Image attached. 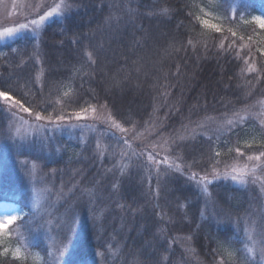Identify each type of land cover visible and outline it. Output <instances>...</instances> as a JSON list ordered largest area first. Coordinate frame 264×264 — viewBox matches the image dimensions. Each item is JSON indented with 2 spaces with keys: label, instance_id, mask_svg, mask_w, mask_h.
<instances>
[{
  "label": "trees",
  "instance_id": "1",
  "mask_svg": "<svg viewBox=\"0 0 264 264\" xmlns=\"http://www.w3.org/2000/svg\"><path fill=\"white\" fill-rule=\"evenodd\" d=\"M63 1V5H72L71 12L63 9L38 34H25L12 44L0 46V75L20 85L13 95L27 100L40 95L36 103L48 108L45 115L71 117L62 123L76 119L80 106L70 102L76 96L83 97L80 105L88 108L82 113L86 119L80 121H87V115L102 109L114 118L119 109L133 123L125 124L116 117L117 122L131 131L118 135L120 129L103 128L106 147L129 145L133 152H140L148 144L149 150L158 153L157 159L167 156L168 160L155 166L147 153L139 160L132 154L135 172L128 169L129 177L143 182H127L129 177L115 184L95 182L97 178L89 170L94 166L91 142L82 147L64 136L56 140L55 145L63 152L58 157L39 159L41 172H55L56 178L68 183L81 171L77 177L85 172L82 182H87L86 197L76 191L56 211V246L83 259L101 253L104 264H158V259L162 262L168 255V264L187 262L180 258L193 264H249L244 250L245 222L251 218L254 223V217L258 218L249 205L253 209L260 190L251 182L264 184V161L249 170L247 178L251 180L245 188L228 182L207 183L215 181V170L210 166L207 171L188 169L182 175L175 173L174 167H185L178 156L187 159L195 155L203 167L208 157L201 153L219 151L218 159L226 165L264 151V55L260 54L264 30L246 19L264 17V0H247L244 12L249 11V15L235 14L238 24L224 19L225 11L234 15L230 9L236 0H219L220 10L205 9L207 17L223 29L220 33L187 19L185 0ZM195 14L202 15L198 11ZM229 28L237 33L236 38ZM241 36L243 40L238 39ZM74 39H80L83 47L72 43ZM232 41L240 46L235 51ZM249 48L252 55L245 57L247 62L235 59ZM29 54L34 60H28ZM49 63L64 73L58 92L46 84ZM25 73L32 78L27 87ZM118 91L127 92L119 97ZM106 102L108 107L101 108ZM7 120L5 113L0 114V130L7 126ZM173 141L181 145L175 153ZM236 147L245 152L244 157L233 159L235 153L229 149ZM109 157H105L107 161ZM192 172L198 175L188 182L185 178ZM22 174V170L8 169L0 176V202L16 203L27 213L19 226H24L31 215ZM205 176L207 181L201 179ZM197 179L210 187L206 197L193 184ZM153 223L163 231L161 238L154 234ZM256 227L264 236V219ZM25 237L27 246L43 257L44 264H51L44 239L34 240L29 234ZM163 241L172 251L158 244ZM15 246V241L0 236V264H34L15 258L8 251Z\"/></svg>",
  "mask_w": 264,
  "mask_h": 264
},
{
  "label": "rangeland",
  "instance_id": "2",
  "mask_svg": "<svg viewBox=\"0 0 264 264\" xmlns=\"http://www.w3.org/2000/svg\"><path fill=\"white\" fill-rule=\"evenodd\" d=\"M43 2L47 4H61V13L65 9L63 8V0H0V32H3L6 27H16L19 23H26L30 19L37 18V13ZM234 2L230 9L234 15L239 12H242L244 18L249 15V11L244 12L246 5H248L247 0H236ZM60 15L48 20L45 26L57 19ZM256 16L258 15L249 16L246 19H248L247 21L249 23L259 27L254 22V17ZM205 19L208 20L209 25H216L218 27L216 21L209 17ZM43 27L36 32L27 29L13 33L12 35H0V46L12 44L25 34L31 33L36 35ZM207 27L213 29L210 26ZM109 87L106 89L107 92L109 91ZM115 88L116 86L113 87V89ZM126 92L123 91L120 93L118 91V96L122 97L124 95L123 93ZM1 102L3 103V101ZM5 108L8 110L5 112L8 120L7 126L3 130H0V176L8 169L23 171L22 177L26 181L24 182L26 184L24 194L27 197V206L31 211V215H29V220H27L26 224L19 226L27 216L24 209L13 202H0V219H3L6 214H12L18 217L13 224L7 227L6 231L0 233V236H6L16 242L17 247L8 248V251L11 250L15 258L29 259L34 264H44L43 257L27 246L25 236L29 234L34 240L44 239V243L49 250L47 261L49 263L51 262V264H104L101 253H93L87 259L75 257L72 252L63 250L59 244V246H56L57 244L53 236L56 211L63 200L73 195L76 191H80L83 194L82 197H86L87 189L85 187L87 182H82L85 172L80 177H77L81 173L80 171L77 174V171L73 175L74 177L71 182L63 183L59 178H56L55 172L53 174L41 172L38 161L42 158L47 159L52 156H60L63 149L58 148L55 143L56 140L63 136L67 140H70L69 142L76 143L82 147L86 143L91 142L92 147L90 152L94 166L89 170H92V175H94V178H97L95 182H114V184L115 182H126L123 177H129L131 170L135 172L132 166L133 161H130L131 158L133 159L132 154L134 152L129 145L120 148L117 146L111 148L106 147L107 143L102 138L103 128L107 130L118 129L112 125L111 115L108 111L102 109L87 115V121L75 119L69 123L60 122L62 126L57 127L55 123L49 125L45 121L37 122L33 116L12 108L11 105H5ZM8 112H14L15 115L9 119ZM117 134L123 135L124 132L118 130ZM9 135H11L12 139L9 138ZM112 139L120 141L117 137H112ZM108 154L110 156L108 158L109 161L105 158ZM261 163L248 161L247 158L238 161L233 160L226 165L223 164L217 170L215 169L213 173H219V177L215 176V181L213 182H228L233 186L245 188L251 180V178H247L249 170L251 169L252 171V169H255ZM153 164L157 166L156 163ZM233 166L239 170L237 173L232 172ZM128 169L131 170L128 171ZM239 172H243V176H240ZM225 174L228 175L227 179L224 178ZM232 175H237V180H232ZM143 181V179L136 181L135 177H129L127 180V182ZM158 182L164 181L160 180ZM194 182L193 184L199 190V194L206 197L210 189L208 184L198 179ZM251 184L260 190V198L253 202V209L252 204L250 203L249 205V210L251 209L254 213L257 212L258 218L256 216L254 217L256 220L254 223L251 222V218L245 222L246 228L244 236L247 242L244 249L245 259L249 264L256 261L257 264H264V254H262V249H264V236H260L262 233H258L256 227L257 223L264 219V184L261 182H251ZM153 230L154 234H157L156 237L161 238L163 231H161L160 226L156 227L153 223ZM158 244L163 249L172 251L167 242L163 241ZM180 260L187 262L178 261L179 263L175 262L174 264H193V262L184 258H180ZM168 263L169 255L162 262L158 259V264Z\"/></svg>",
  "mask_w": 264,
  "mask_h": 264
},
{
  "label": "snow or ice",
  "instance_id": "3",
  "mask_svg": "<svg viewBox=\"0 0 264 264\" xmlns=\"http://www.w3.org/2000/svg\"><path fill=\"white\" fill-rule=\"evenodd\" d=\"M78 0H73V3H77ZM202 5V6H200ZM61 4H47L46 2H43L40 5V10L37 13V18H33L28 20L26 23H19L16 27H6L3 32H0V35H12L13 33L20 32L21 30H27L31 29L33 32L38 31L41 27L45 26L46 22L50 19H52L54 16L61 14ZM63 8L67 9L68 12L72 11V5L71 4H64ZM184 8L187 12V19L197 21L200 24H203L204 26H210L212 27L215 32L220 33L223 31L222 28L217 27L216 25H209L208 20L204 19V17L209 16V12L205 11V9H213V10H220L222 8V4L219 2V0H199V4L196 3V0H192V2H188V0H185ZM195 9V11H193ZM200 12L202 15H196L195 12ZM224 19L229 24H238L239 18L236 15H231L227 11L224 12ZM254 22L259 25L261 29H264V17L256 16L254 17ZM229 32H231V36L233 38L237 37V33L235 31H232L231 28L228 29ZM77 35V34H73ZM81 37H83V33L79 34ZM213 40L221 39V37H211ZM239 40H243L244 37H239ZM249 40L252 39L251 36L248 37ZM72 43L78 44L82 46V42L80 39H74L72 40ZM233 44V50L235 51L237 47H240L235 44V41L231 42ZM222 50L227 51L226 48H224L223 45H221ZM260 54L264 55V50H260ZM251 49L249 48L247 51H244L243 55H237L235 59L238 60H245V57L251 56ZM28 60H34V57H32L30 54L28 55ZM245 62H247L245 60ZM64 76V73L59 71L57 68H53L51 66V63H49L48 66V73H47V81L46 84H49L51 87H54L56 91H59L60 84L62 83L60 77ZM25 87H27L29 81L32 79L31 75L29 73H25L23 76ZM20 87L18 82H14L11 77H5L3 75H0V101H3V104L0 105V114H3L7 112L8 110L4 107L5 105H11L12 108L18 109L19 111L23 113H28L30 116H33L35 121H47L49 125L56 124L57 127H61L60 122H64L67 119H70L71 117L66 114H57L55 118L52 117L51 114L45 115V113L48 112L47 107H40L39 104L36 103V100L41 99L42 97L40 95H37L35 99L33 100H27L23 97L21 99H16L13 95V92H15ZM22 99H24V102L22 103ZM95 99V97H93ZM83 100V97L76 96L71 99L70 102L76 103L78 106H80V111L75 112V118L77 120L79 119H86V115L82 116V113H87L88 108L84 107L83 105H80V101ZM44 103L47 105L49 103L48 100H44ZM87 101H84V104H87ZM25 104H28V106H25ZM90 106V105H89ZM101 108H107L108 104L107 102L103 105H100ZM112 107L115 109L116 105L113 104ZM55 110V109H54ZM93 111H96L95 108H93ZM9 119L12 118V116L15 115L14 112H8ZM116 117H118L120 120H123L125 124H132L133 121L130 117L126 118V113L123 111L116 109L114 113V118L111 119L112 125L115 126V128L120 129L121 131H131V129H124L121 125V123L117 122ZM231 123V122H230ZM133 138L135 137V133H132ZM9 138L12 139L11 135H9ZM211 139V137L209 138ZM118 142L127 143L128 141L122 140ZM221 143H224V141H221ZM173 144L175 145L172 148V153H175L176 148L181 147L180 144H177L175 141H173ZM210 146V152H211ZM253 146L251 144L247 145V148L251 149ZM229 151H234L235 155L233 156V159L236 158H242L245 156V152L241 151L239 147H236L234 150L229 149ZM145 153H147V158L149 161L153 163H167V156L157 159L158 153L149 150V145L145 144L144 147L141 149L140 152H134L133 155H135L138 160L139 158H142ZM201 155H206L208 158L205 161V166L201 167V161L196 158L195 155H189L187 159H185L183 156H178L177 158L182 161V163L185 165L184 168H181L180 165H175L174 172L183 174L184 171L192 168H200V171H207V168L210 166L215 170L216 167L223 164L224 161L221 159H218L221 155L219 151H215L214 153H201ZM248 161H255V162H262L264 161V151L258 150V154L255 155H247ZM239 170L233 166L232 172L237 173ZM198 173L192 172V174L185 179L188 180V182L193 181ZM240 176H243V172H239ZM216 177H219V173H215ZM225 179L228 178V175L225 174ZM237 175H232V180H237ZM202 180L207 181V176L202 177ZM207 183L211 184L213 181H207ZM16 215L12 214H6L3 219H0V233H3L7 230V227L11 224H13L17 220ZM262 254H264V249H262Z\"/></svg>",
  "mask_w": 264,
  "mask_h": 264
}]
</instances>
